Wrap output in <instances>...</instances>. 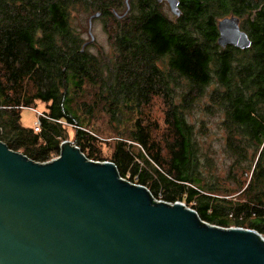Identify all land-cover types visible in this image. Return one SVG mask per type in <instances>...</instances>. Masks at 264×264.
<instances>
[{"label":"trees","instance_id":"1","mask_svg":"<svg viewBox=\"0 0 264 264\" xmlns=\"http://www.w3.org/2000/svg\"><path fill=\"white\" fill-rule=\"evenodd\" d=\"M178 1V17L155 0H129L117 18L124 0H0V142L46 163L68 140L98 161L90 119L102 112L118 137L103 161L121 178L129 173L155 199L162 190L161 201L181 202L204 222L264 237V0ZM97 12L107 51L82 38L85 18ZM224 18L239 21L248 48L218 46ZM154 96L165 108L162 130L144 113ZM37 102L45 109L34 132L21 112ZM195 110L218 115L219 132L196 128ZM218 151L231 161L228 179L243 176L232 200L198 167V154Z\"/></svg>","mask_w":264,"mask_h":264},{"label":"water","instance_id":"2","mask_svg":"<svg viewBox=\"0 0 264 264\" xmlns=\"http://www.w3.org/2000/svg\"><path fill=\"white\" fill-rule=\"evenodd\" d=\"M163 1L180 16L178 0ZM99 16L88 18V43ZM218 32L221 48L250 46L237 19L220 20ZM0 264H264V237L204 222L181 202L157 201L68 140L46 163L0 142Z\"/></svg>","mask_w":264,"mask_h":264},{"label":"rangeland","instance_id":"3","mask_svg":"<svg viewBox=\"0 0 264 264\" xmlns=\"http://www.w3.org/2000/svg\"><path fill=\"white\" fill-rule=\"evenodd\" d=\"M124 3H125V0H124ZM165 3L166 2L163 0L157 3L158 5H160L159 9L162 10L167 15H169V17L171 18L175 17L173 16L172 13H170L168 5L167 3L166 4ZM124 12H125V9L124 10L121 9L120 12L116 14L117 18L123 16ZM87 20L88 19L85 18V30L81 31L84 42L89 41V36L87 33V29H86L88 28ZM95 20L96 21L93 20L92 28H91V32L94 36L93 45L97 43L101 45L106 51L110 50V46H109L110 44L107 40V33L103 28L104 23L101 19H95ZM93 45L88 47V50L95 52V49L92 47ZM91 101L92 99L81 98L77 101V103L78 104H83V102L91 103ZM148 104L149 106L146 108L144 113L146 114V116L150 117L151 120L155 121L160 127V129L162 130L164 128L163 127V116H164V111H165L163 102L161 101V99L154 96L153 99L152 98L150 99V102ZM44 109H45V105L41 104L40 102H37V106L35 109H32V108L23 109L21 112L22 125L24 127H32L33 123L36 122L37 118L42 115V112L44 111ZM218 118L219 117L216 114L209 115V114L204 113L203 111L195 110L191 117V120L192 122H194L193 124L196 128H198L200 126L199 125L200 122H202L205 127L209 128L208 133H218L219 130L216 127ZM90 124L92 126V131L94 133V136L97 138L96 144L98 145V147H100V151H101V154H96L97 158L99 159L98 162L107 160L111 156L110 153L112 151L114 142L118 139V137L109 128L108 117L106 114L102 112H99V111L94 112L92 118L90 119ZM67 132L69 135V139H72L73 137L72 128L67 127ZM201 134L205 136L203 132ZM199 143L202 147L207 146L206 142L204 141L203 143L201 139H199ZM212 145L217 146L216 151L219 150L218 142H213ZM57 157L58 156L53 155L49 161ZM208 158L211 160V163L207 161L210 164L204 165L203 161L207 160ZM198 159L200 161V163L198 164L199 170L202 171L203 175L207 174L211 183L212 182L215 183L213 187L219 189V186H224L223 191L218 192V194H220V197H222V199H225V200H232V199L237 198L239 192L232 193V191L236 190V186H237L236 180L238 178L243 180V176H241L240 172L237 171V173H235L236 179L234 180L228 179V168L231 163V161L229 160V157L226 154H221V152L218 151L217 154H198ZM129 177L130 175L129 173H127L125 180L127 181V178ZM224 190H226L227 192H224ZM160 195H162V190H160L156 198L157 200L158 199L161 200Z\"/></svg>","mask_w":264,"mask_h":264},{"label":"built area","instance_id":"4","mask_svg":"<svg viewBox=\"0 0 264 264\" xmlns=\"http://www.w3.org/2000/svg\"><path fill=\"white\" fill-rule=\"evenodd\" d=\"M33 130L35 131V132H38L39 131V122H38V120H36V122H35V124H34V126H33ZM55 159V158H54ZM157 200V199H156ZM157 201H161V200H157Z\"/></svg>","mask_w":264,"mask_h":264},{"label":"flooded vegetation","instance_id":"5","mask_svg":"<svg viewBox=\"0 0 264 264\" xmlns=\"http://www.w3.org/2000/svg\"><path fill=\"white\" fill-rule=\"evenodd\" d=\"M129 1V0H128ZM156 2H157V0H155ZM128 3V2H127ZM157 3H159V2H157ZM166 4V3H165Z\"/></svg>","mask_w":264,"mask_h":264}]
</instances>
